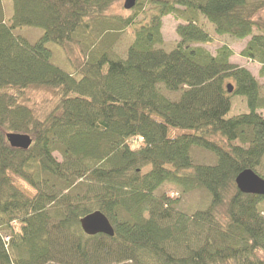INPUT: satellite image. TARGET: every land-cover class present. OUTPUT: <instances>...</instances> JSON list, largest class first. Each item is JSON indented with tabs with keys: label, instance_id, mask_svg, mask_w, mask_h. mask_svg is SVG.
<instances>
[{
	"label": "trees",
	"instance_id": "obj_1",
	"mask_svg": "<svg viewBox=\"0 0 264 264\" xmlns=\"http://www.w3.org/2000/svg\"><path fill=\"white\" fill-rule=\"evenodd\" d=\"M115 1L12 0L7 17L0 0V264H264V195L235 182L264 178V0H138L105 16ZM113 22L135 35L125 57L102 45ZM244 40L257 75L232 60ZM52 43L88 53L65 68ZM236 94L249 110L228 116ZM97 210L113 236L83 230Z\"/></svg>",
	"mask_w": 264,
	"mask_h": 264
},
{
	"label": "rangeland",
	"instance_id": "obj_2",
	"mask_svg": "<svg viewBox=\"0 0 264 264\" xmlns=\"http://www.w3.org/2000/svg\"><path fill=\"white\" fill-rule=\"evenodd\" d=\"M124 2L125 0H118L115 1L110 8H108V10L106 11L105 16L108 17H127L129 15L132 14L133 10H126L124 8ZM3 3V7H4V12L5 15L8 17L12 14L13 12V2L12 0H2ZM264 15V11H262ZM140 18H142L141 16L138 18V20H140ZM179 23V20L176 19L174 16H167L165 18H163V27H162V32H163V37H164V42L162 44V46H164L165 49L170 50L172 49L177 41H178V34L176 32V28L177 25ZM113 25V31H109L106 34H108L107 36H105L102 39V45H105L107 50L109 51L111 57L113 58H121V57H125L126 55V50L127 48L130 46V44L133 42L134 40V33L132 29H122L120 26L118 27L116 22L112 23ZM108 28V26L106 27V29ZM19 33L23 34L25 37H27L28 39H30L31 41H35L37 40L41 35H42V30L36 27H23V28H19L17 29ZM105 32L103 33V35H106ZM227 39V38H226ZM226 40L222 39V42H224ZM221 42V43H222ZM49 44V46L51 47V49L53 50L54 54H53V58H55V61H57L58 63H60V65H62L65 68H71V63L68 59H70L71 57H73L76 61H79V59H81L82 57H85V55L88 53V49L83 51V52H77L79 50H81L82 47L80 46H76L77 48L75 49L76 51H74V53L72 51H67V50H63L59 45L57 44ZM245 44V40L244 41H233L232 45L235 49V56L233 57V61H235L236 63H239L240 65H245L248 68H250L253 73L255 75L258 74V70L260 68V64L256 63V62H251L249 60H247L246 58H242L241 56H239V52L241 50V48ZM112 46V47H111ZM108 47H111L110 49ZM70 53V54H69ZM261 82L264 83V78L261 79ZM43 89H37V90H31L30 94L32 95L33 99H35L36 101L41 102L44 105V100L46 98H50L51 94L48 91H42ZM162 90L165 93V95H167L169 98L176 99L178 97V93L172 92V91H168L165 88H162ZM249 110L248 106H247V102L246 99L241 96V95H233L232 97V107L231 110L228 114V116H233L236 115L238 113L241 112H247ZM263 116H264V109L261 111ZM198 150V147H193L192 151L194 152V154H196ZM58 155V153H56ZM58 157L60 158V156L58 155ZM199 158L200 160H206V161H211L212 162V158L210 157V153L208 154H204V153H200L199 154ZM191 194L188 195V197ZM188 200L190 201V205L191 204H197L199 201V198L197 197V194L193 195L192 197H189ZM187 210L192 211L194 208H190L189 206L185 207Z\"/></svg>",
	"mask_w": 264,
	"mask_h": 264
},
{
	"label": "water",
	"instance_id": "obj_3",
	"mask_svg": "<svg viewBox=\"0 0 264 264\" xmlns=\"http://www.w3.org/2000/svg\"><path fill=\"white\" fill-rule=\"evenodd\" d=\"M138 0H125L124 7L128 10L135 7ZM228 91L232 92L231 84L227 85ZM8 142L12 147L27 149L32 143L31 136L26 133L8 131L6 133ZM237 187L244 193L264 195V178L253 169L247 168L236 177ZM81 226L87 234L104 233L114 235V228L107 216L100 210L93 211L81 218Z\"/></svg>",
	"mask_w": 264,
	"mask_h": 264
}]
</instances>
